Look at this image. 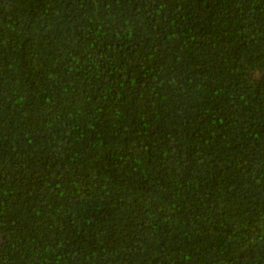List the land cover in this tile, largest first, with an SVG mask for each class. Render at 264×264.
Instances as JSON below:
<instances>
[{
    "label": "trees",
    "instance_id": "16d2710c",
    "mask_svg": "<svg viewBox=\"0 0 264 264\" xmlns=\"http://www.w3.org/2000/svg\"><path fill=\"white\" fill-rule=\"evenodd\" d=\"M0 264H264V0H0Z\"/></svg>",
    "mask_w": 264,
    "mask_h": 264
}]
</instances>
